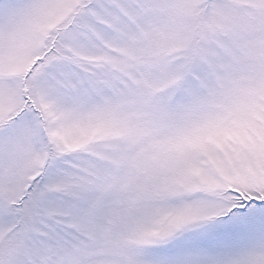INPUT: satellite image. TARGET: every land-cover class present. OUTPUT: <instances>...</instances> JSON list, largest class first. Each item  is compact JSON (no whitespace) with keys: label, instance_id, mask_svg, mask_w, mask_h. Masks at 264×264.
<instances>
[{"label":"snow or ice","instance_id":"6c2138e0","mask_svg":"<svg viewBox=\"0 0 264 264\" xmlns=\"http://www.w3.org/2000/svg\"><path fill=\"white\" fill-rule=\"evenodd\" d=\"M0 264H264V0H0Z\"/></svg>","mask_w":264,"mask_h":264}]
</instances>
